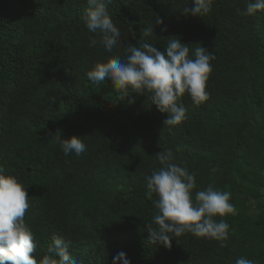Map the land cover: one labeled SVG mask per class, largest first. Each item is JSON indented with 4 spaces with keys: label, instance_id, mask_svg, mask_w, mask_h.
Masks as SVG:
<instances>
[{
    "label": "trees",
    "instance_id": "1",
    "mask_svg": "<svg viewBox=\"0 0 264 264\" xmlns=\"http://www.w3.org/2000/svg\"><path fill=\"white\" fill-rule=\"evenodd\" d=\"M248 2L213 0L208 15L193 17L182 13L194 0H112L122 35L109 53L83 23L87 0H0V174L26 188L38 261L60 238L81 264H113L121 252L130 264H264V215L252 219L246 204L264 187V12L238 15ZM150 27L158 40L142 36ZM172 37L192 46L190 55L199 44L215 56L210 99L196 105L185 95L178 126H165L168 115L147 97L121 100L110 80L87 77L143 43L166 54ZM58 131L86 151L65 155ZM169 149L195 174L193 195L210 184L231 193L227 247L187 233L173 236L171 249L150 243L157 197L147 198V179L161 167L155 155Z\"/></svg>",
    "mask_w": 264,
    "mask_h": 264
},
{
    "label": "clouds",
    "instance_id": "2",
    "mask_svg": "<svg viewBox=\"0 0 264 264\" xmlns=\"http://www.w3.org/2000/svg\"><path fill=\"white\" fill-rule=\"evenodd\" d=\"M111 2L87 0L88 7L82 17L87 30L99 35V44L109 53L117 48L122 35L108 13L106 4ZM212 4L213 0H194V7L184 8L182 14L206 16ZM257 12H264V0H249L244 11L237 9L238 15L247 17ZM131 23L128 21L130 26ZM156 23L163 25L164 21L157 18ZM129 32L135 38L136 33L131 27ZM142 36L145 39L155 37L151 27L143 30ZM167 41L166 54L153 44L143 43L140 47H131L123 57L114 55L106 63H97L87 77L97 85L110 80L117 86L121 100L132 94L147 97L160 113L168 115L165 126H178L187 117V109L181 103L185 95L196 105L210 99L207 82L215 56L199 44L194 45L193 56L190 55L192 46L182 44L179 38L172 37ZM91 44L95 46L97 40ZM130 102L135 103V100ZM61 135L59 132L56 142L65 155L74 152L79 156L86 151L81 138L62 139ZM176 151L181 149L177 147ZM155 156L161 167L147 179L146 193L149 200L153 199V194L157 197L154 220L147 225L150 243L171 249L172 237L187 233L219 241L221 247H227L223 242L229 238L230 225L225 218L236 214L235 206L230 203L231 193L217 190L214 184H210L206 190L196 191L193 195L197 188L196 176L176 162L173 151H160ZM212 171L217 170L214 168ZM29 208V196L24 185L13 176L0 174V264H81L78 257L69 254L68 245L60 238L53 239L42 260L36 259L35 236L25 222ZM121 261L130 264L123 252L113 258V264ZM236 264L254 262L240 258Z\"/></svg>",
    "mask_w": 264,
    "mask_h": 264
},
{
    "label": "rangeland",
    "instance_id": "3",
    "mask_svg": "<svg viewBox=\"0 0 264 264\" xmlns=\"http://www.w3.org/2000/svg\"><path fill=\"white\" fill-rule=\"evenodd\" d=\"M264 180V176H263ZM247 215L250 216L252 219H257L261 221L264 215V187L259 191L257 197L255 199H248L247 200ZM262 206V209H258V206ZM259 225L264 226V223H259ZM258 229H255L252 233H256L259 230H263L257 226Z\"/></svg>",
    "mask_w": 264,
    "mask_h": 264
}]
</instances>
